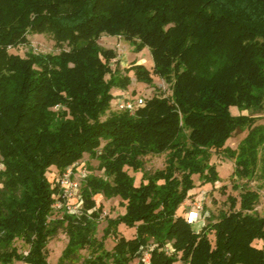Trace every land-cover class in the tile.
I'll return each mask as SVG.
<instances>
[{"label": "trees", "instance_id": "16d2710c", "mask_svg": "<svg viewBox=\"0 0 264 264\" xmlns=\"http://www.w3.org/2000/svg\"><path fill=\"white\" fill-rule=\"evenodd\" d=\"M29 33L51 36L60 53H10ZM103 34L132 42L134 52L148 48L151 71L135 63L124 76L112 70L115 53L97 44ZM130 72L144 84L172 77L171 99L152 97L133 115L116 111L101 121ZM263 99L264 0H0V264H48L47 244L59 230L67 243L56 264H143L145 250L147 264H264L257 192H240L237 208L227 197L230 212L204 218L197 233L179 212L194 177L218 181L211 152L226 150L235 129L252 123L230 109ZM252 132L234 175L246 177L255 163ZM161 154L164 168L135 185L127 170L141 172L144 157ZM84 155L101 175L81 182L80 214L56 216L53 179ZM98 195L124 209L106 219L100 240ZM121 224L135 229L132 239L118 237ZM110 236L116 242L106 250ZM15 238L26 253L12 247Z\"/></svg>", "mask_w": 264, "mask_h": 264}, {"label": "rangeland", "instance_id": "374dc122", "mask_svg": "<svg viewBox=\"0 0 264 264\" xmlns=\"http://www.w3.org/2000/svg\"><path fill=\"white\" fill-rule=\"evenodd\" d=\"M28 44L19 46L15 49L9 50L10 53L25 57L28 53L32 54H59V49L51 36L47 34H28ZM97 44L104 49L112 50L116 58L110 62V67L114 70L116 67L121 76L126 75V69L130 67L132 63L142 65L145 69L151 71L152 59L148 48L142 49L140 52H134V45L132 42L126 41L121 37H111L107 35H101ZM67 50L66 46L62 47ZM130 83L124 92L133 98L140 97L145 101L152 98H167L171 99L172 95V84L173 78L170 80L159 79L155 76L152 77L151 84H144L137 82L130 72ZM120 91V90H119ZM120 93H123L121 91ZM114 97L109 110L100 118L104 121L105 118L110 114L116 112L114 106ZM230 112L232 115H242L252 120L250 125H245L235 129L229 140L225 143V149L220 152H211L210 163L213 164L218 173V181L214 185L206 184L201 185L196 177L193 178L195 183V189L190 192L191 198L196 197L198 194L204 193L202 206L203 216L206 220L209 219L216 221L220 213H228L229 202L227 197L236 199L238 206L239 194L243 190L254 191L259 194V200L254 207L253 213L262 216L264 214V99L260 106H254L249 109L238 110L231 108ZM253 131V132H252ZM253 133L254 142L256 143L255 150V163L248 164L249 173L246 177L234 175L233 171L236 169V160L240 154L241 149H245L244 140L249 133ZM241 148V149H240ZM166 154L161 155H149L142 159V171L136 174L132 173L131 170H127L128 174L134 176L135 185H138L142 174H151L155 171L161 170L165 166ZM84 164L89 175H101L98 169V162L95 159L89 158L87 155L78 162ZM0 169L2 166L0 164ZM49 174L52 173L48 170ZM50 180L52 176H47ZM1 187V185H0ZM82 198V197H81ZM96 207L102 206V212L100 218L96 222V239L100 240L103 235V229L106 227L107 218H116L118 215L124 213L123 207L119 205V199H104L102 196L94 197ZM186 207V202L179 210L183 215V210ZM56 216H59L58 211H54ZM205 220H203L204 222ZM135 233L134 228H127L124 225L118 227V237L122 236L125 239H132ZM211 237V236H210ZM117 236H110L104 240V248L111 250L116 242ZM67 243V238L63 230H59L58 233L50 238L47 244V262L48 264H56L57 260ZM12 247L18 252L26 253L28 246L22 240V238H15L12 242ZM254 245L258 248L263 247L261 242H254ZM145 250L144 252H147ZM143 252V253H144ZM91 253V249L82 250L80 252L81 260L88 257ZM142 253V254H143ZM141 254V256H142ZM22 264V263H14ZM174 264H182L180 261Z\"/></svg>", "mask_w": 264, "mask_h": 264}, {"label": "built area", "instance_id": "2783aa9c", "mask_svg": "<svg viewBox=\"0 0 264 264\" xmlns=\"http://www.w3.org/2000/svg\"><path fill=\"white\" fill-rule=\"evenodd\" d=\"M145 100L140 97H130L124 91L114 97V106L118 112H127L133 115L139 108L143 107ZM88 176L84 164L75 163L66 168L62 173H57L53 179L58 188V192L53 196L54 211L59 214L67 213L78 215L82 211L83 201L80 195V184ZM203 195L198 194L196 197H190L186 201V207L183 210V218L186 223L197 233L203 225ZM166 254H171L173 250L169 245L163 248ZM143 264L149 261V251L144 252L140 258Z\"/></svg>", "mask_w": 264, "mask_h": 264}, {"label": "crops", "instance_id": "0c3cea01", "mask_svg": "<svg viewBox=\"0 0 264 264\" xmlns=\"http://www.w3.org/2000/svg\"><path fill=\"white\" fill-rule=\"evenodd\" d=\"M116 38H118V37H116ZM120 92H121V90H120V91H119V90H113V91H112V94H113V95H118V94H120ZM50 170H51V171H55L54 167H51Z\"/></svg>", "mask_w": 264, "mask_h": 264}]
</instances>
